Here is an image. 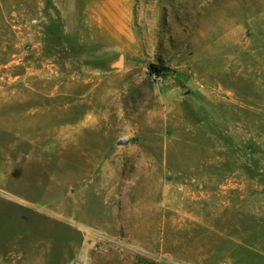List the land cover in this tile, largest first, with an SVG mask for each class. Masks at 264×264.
Instances as JSON below:
<instances>
[{"label": "rangeland", "instance_id": "374dc122", "mask_svg": "<svg viewBox=\"0 0 264 264\" xmlns=\"http://www.w3.org/2000/svg\"><path fill=\"white\" fill-rule=\"evenodd\" d=\"M73 262L264 264V0H0V264Z\"/></svg>", "mask_w": 264, "mask_h": 264}, {"label": "trees", "instance_id": "16d2710c", "mask_svg": "<svg viewBox=\"0 0 264 264\" xmlns=\"http://www.w3.org/2000/svg\"><path fill=\"white\" fill-rule=\"evenodd\" d=\"M151 72L156 74V75H160L163 72V68L156 66V65H152L151 66Z\"/></svg>", "mask_w": 264, "mask_h": 264}, {"label": "bare ground", "instance_id": "6f19581e", "mask_svg": "<svg viewBox=\"0 0 264 264\" xmlns=\"http://www.w3.org/2000/svg\"><path fill=\"white\" fill-rule=\"evenodd\" d=\"M76 262V261H75ZM75 262H73L72 264H75Z\"/></svg>", "mask_w": 264, "mask_h": 264}]
</instances>
